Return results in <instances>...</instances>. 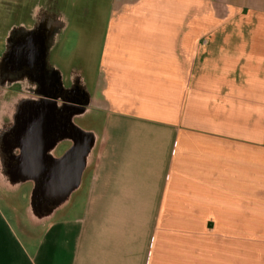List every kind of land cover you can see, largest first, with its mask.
<instances>
[{"label":"crops","instance_id":"0c3cea01","mask_svg":"<svg viewBox=\"0 0 264 264\" xmlns=\"http://www.w3.org/2000/svg\"><path fill=\"white\" fill-rule=\"evenodd\" d=\"M76 29L93 162L46 224L0 209V264H264V0H111Z\"/></svg>","mask_w":264,"mask_h":264},{"label":"water","instance_id":"95a60500","mask_svg":"<svg viewBox=\"0 0 264 264\" xmlns=\"http://www.w3.org/2000/svg\"><path fill=\"white\" fill-rule=\"evenodd\" d=\"M18 45L14 54H21ZM22 118L17 119L9 142L16 155L6 171L0 160V187L14 191L24 183L32 185L23 219L32 228L49 222L63 210L79 190L85 170L93 162L97 132L83 130L75 120L90 109L60 98H24ZM70 147L60 156L57 147Z\"/></svg>","mask_w":264,"mask_h":264},{"label":"flooded vegetation","instance_id":"af4514ba","mask_svg":"<svg viewBox=\"0 0 264 264\" xmlns=\"http://www.w3.org/2000/svg\"><path fill=\"white\" fill-rule=\"evenodd\" d=\"M48 1L23 18L21 12L26 3L8 0L4 7L9 10L8 26L0 36V160L4 171L16 155L9 142L16 127V113L19 120L22 118L24 98H60L65 103L89 109L94 106L86 92L82 70L72 67L65 84L59 70L50 62V54L59 33L72 23L80 26L90 21L100 0H82L70 5L67 15L54 9L58 0ZM19 18L21 21L14 22ZM18 45L22 53L16 55L14 50Z\"/></svg>","mask_w":264,"mask_h":264},{"label":"rangeland","instance_id":"374dc122","mask_svg":"<svg viewBox=\"0 0 264 264\" xmlns=\"http://www.w3.org/2000/svg\"><path fill=\"white\" fill-rule=\"evenodd\" d=\"M20 1L22 4L26 3V8L21 12L22 18L29 16L33 9L38 5H46L49 2L48 0ZM7 2L8 0H0V36L6 31L8 26L9 17L7 13H9V10L4 8L5 5H8ZM80 2H82V0H58V3L55 4L56 6H54V9H58L62 11L64 15H67L69 12V6L77 5ZM97 5L102 9H106V7H110V2L108 3L107 0H100ZM13 9L14 7L11 6V11ZM102 16L103 18L105 17L104 14ZM103 18H100V21H103ZM19 21H21V18L14 20V22ZM99 45L100 39H94V41H90L88 45V50L90 52L89 64L87 65L88 68L86 70L82 69L81 55H83L84 48L86 47L82 42V38H80V35L78 34L76 24L72 23L59 33L50 54V62L53 63L54 66H56V68L59 70L65 84L67 83V78L70 75L72 67L82 70L83 77H88L86 81L84 80V83L86 92L89 93L94 88V77L96 75V66L99 58ZM100 123L101 121H98L97 115H95L94 112L75 120V124L81 129L94 130L96 132L101 127ZM67 148L68 143L62 142L56 149V155H61V153L63 154ZM87 178L88 174L86 175L85 179L87 180ZM31 189L32 185L30 183H24L14 191L0 187V209L2 210L3 214L6 215L13 227L16 225L15 217L22 219L24 216V211L29 203ZM80 195L81 194L79 193L76 198L80 197Z\"/></svg>","mask_w":264,"mask_h":264}]
</instances>
